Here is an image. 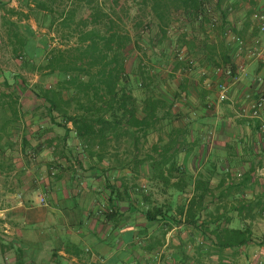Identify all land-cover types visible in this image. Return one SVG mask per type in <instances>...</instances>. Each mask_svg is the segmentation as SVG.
<instances>
[{
	"label": "trees",
	"instance_id": "1",
	"mask_svg": "<svg viewBox=\"0 0 264 264\" xmlns=\"http://www.w3.org/2000/svg\"><path fill=\"white\" fill-rule=\"evenodd\" d=\"M25 2L38 10L61 44L49 50L46 63L40 66L48 69L53 86L32 90L42 101L36 120L45 124L37 125L34 147L30 146L29 136L23 134L25 155L28 148L34 153L54 148L67 162L80 154L98 163L103 161L110 141L129 138L136 155L131 159V169L127 168L129 163L122 169L127 168L132 176L145 174L153 186L169 196L165 203H155L151 189L140 187L133 193V183L129 186L125 179L121 188L106 182L110 204L116 201L119 205L126 198L130 200L129 210L135 207L131 197L136 195L141 207L135 208L144 223L139 236L153 225L168 229L175 223L201 226L203 237L211 223L216 227L229 225L230 216H202L206 210L203 196L209 185L201 179L192 182L193 171L178 164L176 146L183 131L177 125L180 112L175 106L179 99L187 98L185 75L197 72L204 63L217 69L219 77L227 69L232 76L236 73V46L230 36L236 41L239 37L230 24L225 0H131L134 11L123 0ZM249 2L253 4L254 0ZM20 15L27 17L26 13ZM12 114L17 118L16 109ZM56 128L63 132L50 135ZM70 139L77 141L79 151L71 149ZM70 168L54 162L49 165L48 175L54 182L61 178L60 171ZM179 197L184 203L178 202ZM118 209L112 206L104 219L118 225L124 219ZM210 235L220 251L251 240L250 230L243 225L220 229L208 238Z\"/></svg>",
	"mask_w": 264,
	"mask_h": 264
},
{
	"label": "crops",
	"instance_id": "2",
	"mask_svg": "<svg viewBox=\"0 0 264 264\" xmlns=\"http://www.w3.org/2000/svg\"><path fill=\"white\" fill-rule=\"evenodd\" d=\"M223 5L229 10V21L238 32V40L242 41L230 36L236 46L233 51L236 73L232 78L219 77L217 69L204 63L197 72L185 75L187 98L179 99L175 105L180 112L177 125L183 131L178 136L177 160L193 171L192 182L201 179L209 185L203 201L227 203L226 208L210 206L203 210L202 216H236L250 233V225L257 224L258 247L264 252V112L258 116L248 113L250 103L264 94V32L251 16L255 10L264 9V0H254L253 4L249 0H225ZM246 13L250 16L246 17ZM240 44L243 47L239 48ZM220 81L228 83V100L218 99L216 84ZM243 109H246L244 114ZM0 137L3 149L6 139L1 131ZM130 148V153L136 152L133 146ZM43 152L35 153L33 158L41 162ZM47 152L49 161L45 160V165L59 162L54 148L44 153ZM18 154L16 151V159ZM7 157L0 161V264H264V260H228L227 251L219 257L214 252L217 245L213 235L208 238L210 244H204L201 226L168 229L153 225L144 236H139L144 223L143 219L135 220L138 215L132 207L125 212L118 209L120 215L127 213L118 225L106 221L104 214L119 205L116 201L110 204L109 189L102 188L103 192L97 194L98 188L91 186L92 175L98 174L89 166L99 170L102 162H89L87 166L82 163L87 169L84 177L64 170L54 182L50 177L45 178L48 188L39 192L29 187L31 178L23 175L20 181L11 174V169H16V164L11 162L15 159L9 154ZM114 169L115 166L113 175ZM77 175H81L80 179H75ZM83 178L85 187L89 185L88 198L83 195V189H75ZM11 184H21V192L13 193L8 187ZM38 190H43L41 184ZM233 201L240 203L230 204ZM226 226L231 227L225 223L216 227L211 223L205 232L212 234ZM187 236H192L193 242ZM253 243L250 240L241 247ZM142 244L145 253L137 252ZM191 244L198 252L185 250ZM204 247H209L212 254L200 249Z\"/></svg>",
	"mask_w": 264,
	"mask_h": 264
},
{
	"label": "rangeland",
	"instance_id": "3",
	"mask_svg": "<svg viewBox=\"0 0 264 264\" xmlns=\"http://www.w3.org/2000/svg\"><path fill=\"white\" fill-rule=\"evenodd\" d=\"M123 2H125L127 6L129 5L132 11H134L135 7L131 5V0H123ZM0 3L4 4L3 6L0 5V131L4 134L6 139V148L4 147L2 149L3 146L0 147V161L1 159L8 158L7 154H9V157L11 159H15V161L9 160L12 162V164H16V169L15 167L11 169V174L14 173L13 176L19 177L20 181V177L23 175L31 178L29 187L31 189H35V191L44 192L48 188L45 178L49 180L48 168L50 165H45L44 162L45 160H47V162L49 161L47 159L49 157V152L45 154L44 152L46 149L43 150L44 152L41 151L43 152L42 160L41 162H38L37 157L36 159L33 158L35 153L32 150L28 148L26 153L27 155H25L22 150L20 151V148L22 147L23 134H27L29 136L30 146L34 147L37 143V125L45 124V122L40 123L36 120L37 115L40 114L39 108L41 107L40 105L42 104V101L34 95L32 90L35 88L40 90V88H49L50 86H53L54 79L51 75H48V69L40 68V66L46 63V56L48 55L49 50L54 47H61V44L58 42L56 34L48 28V25L46 24L47 22L44 23L42 21L38 10L34 7H31V5L27 6L25 0H0ZM12 9L19 13L13 14L11 11H9ZM20 13H26L27 17H23L20 15ZM190 88L193 90L194 86H190ZM13 109L17 110V118H15V116L12 114ZM7 119H10V121L4 126V123ZM68 126H71V124L69 123ZM53 132L50 133V135L55 134V132L62 133L63 130L56 128ZM68 142L71 149L79 151V147L75 146V144H77L76 140L70 139ZM131 146H133V143L129 138H119L118 140L110 141L107 144V152L103 156V161H101V167H99V170H105V173H101L97 167L93 168L95 170H92V172L95 171L98 175L95 177L92 175V181L90 182L91 186L98 188L97 194H101L103 192L102 188L108 189L107 183L112 184L113 181V186L121 188L120 183L122 179H125V183H127L129 186L133 183L131 186V188L134 186L132 188L133 193L135 192L136 188L140 187L146 189V191H150L149 189H151L152 200L155 201V203H165L169 198L168 193L160 192L158 187L153 186L147 180V176H145V174L135 175L134 173L132 176L130 173H128L127 168L131 169V159L133 155H136V152L132 151L130 153ZM126 148L128 151H126ZM4 149L8 152L4 153ZM16 151L19 153V159H16L15 157ZM55 153L59 156L58 161L63 164V166H71V168L68 170L69 172L71 171L75 174H82V176L87 174V169L83 166H87L89 162H93L88 158L82 157L80 154L76 156L77 158H72L69 162H67L63 160L58 151ZM76 159L81 160L83 166L79 165ZM125 163H129V167L122 169V165ZM113 166H115L114 175L112 169ZM144 169L145 168L143 167V170ZM35 176L37 179H35ZM80 177L81 175H77L75 179H80ZM85 178L82 179L81 183L75 185V189H83V193H85L83 195L85 197L87 196L86 198H88V193L90 194V190L89 185H87V187L84 185ZM34 180L37 181L35 182ZM104 181L105 183L107 182L106 186ZM26 184L28 185V183ZM39 184H41L43 190H38ZM19 186L20 184H11L8 187H10L9 189H11L13 193H17L21 192L23 187ZM131 199V203L134 204L135 207H141V204L136 199V195H133ZM129 202L130 200L124 198L119 202V209L125 212ZM178 202L180 204L184 203L183 197H179ZM204 203L206 204V209H210V206L215 208L217 205L220 208L227 207V203L225 201H205ZM233 203L238 204L239 202H230V204ZM135 207H133V210L136 211L138 215L136 216L135 220L140 222L143 219V216ZM124 215H127V213ZM230 217L232 219L229 223V226L236 227L238 225H242L240 224L241 222L239 223L238 217L232 215ZM253 220L256 221V224L257 218ZM121 221H124V219ZM253 224L254 223L250 225L252 231L251 240H253V244L244 246L243 248L240 246L238 248L227 249L225 251L214 249V252L219 253V257L221 255L222 258V254H225L227 251L230 255L228 260H264L262 259V257H264V252L258 247V227L256 226L257 224L255 226ZM174 226L183 225L175 223ZM243 227L246 228L247 226L243 224ZM190 228L193 229V227ZM208 236L209 234L206 233L204 237V244H210ZM188 239L192 241L193 238L191 236V238L188 237ZM142 246L144 245L142 244L138 246L137 252H146V249ZM206 248L204 247L200 249H203V252L207 251L212 254L209 247ZM188 249L189 251L192 250L193 252H198L199 250L197 247H193L192 244L190 248H185V250ZM143 255L145 256V254ZM206 257L208 256L206 255Z\"/></svg>",
	"mask_w": 264,
	"mask_h": 264
},
{
	"label": "built area",
	"instance_id": "4",
	"mask_svg": "<svg viewBox=\"0 0 264 264\" xmlns=\"http://www.w3.org/2000/svg\"><path fill=\"white\" fill-rule=\"evenodd\" d=\"M252 18L256 22L258 29L264 32V9L255 10L252 14ZM241 47H243V44H240L239 48ZM251 52L252 54L255 53L253 50H251ZM224 75L227 78L233 77L231 74V70L229 69L224 72ZM216 86L218 90V99L220 101L228 100V83L226 81H220L216 84ZM261 112H264V94H260L250 103V106L248 107V113L250 114V116H258ZM242 113H246V109H243Z\"/></svg>",
	"mask_w": 264,
	"mask_h": 264
}]
</instances>
